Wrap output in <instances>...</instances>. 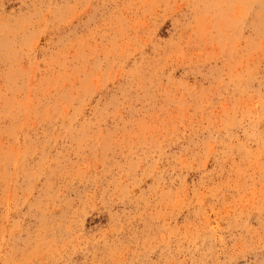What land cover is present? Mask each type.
<instances>
[{"label": "rangeland", "instance_id": "obj_1", "mask_svg": "<svg viewBox=\"0 0 264 264\" xmlns=\"http://www.w3.org/2000/svg\"><path fill=\"white\" fill-rule=\"evenodd\" d=\"M0 264H264V0H0Z\"/></svg>", "mask_w": 264, "mask_h": 264}]
</instances>
